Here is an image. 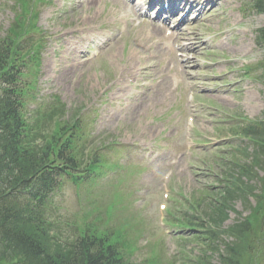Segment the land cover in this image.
Returning <instances> with one entry per match:
<instances>
[{
    "label": "rangeland",
    "instance_id": "1",
    "mask_svg": "<svg viewBox=\"0 0 264 264\" xmlns=\"http://www.w3.org/2000/svg\"><path fill=\"white\" fill-rule=\"evenodd\" d=\"M49 1L39 7L38 25L46 42L36 76L37 99L47 100L55 94L68 108L82 109L92 119L89 129L93 136L114 140L118 151L112 150L109 155L120 165L112 168L106 180L102 179L88 193L77 194L70 181L63 180L50 198L54 230L59 238L74 235V225L83 224L84 213L93 203L101 207L102 219L97 224L103 226L108 220L103 212L113 199L112 193L118 190L123 195L120 206L106 224L113 228L128 223L129 235L138 247L130 260L145 264L146 259L156 254L160 264H192L200 254V246L187 243L186 256H182L177 236L185 233L166 225V211L171 204H177L176 199L182 203L179 210L185 211L189 201L201 195L203 189L220 184L223 179L220 175L229 173L231 161L242 158L240 154L231 157V153L249 145L246 140L229 136V131L238 135L236 120L246 121L236 113L254 118L264 109V87L251 79H235L239 70L227 72L233 66L229 64L242 66L245 62H236L242 55L233 54L228 44L225 48L219 46L215 29L224 25L232 28V41L241 39L252 46L242 58L255 63L264 56V46L256 47L253 41L254 29L264 25V14L251 11L245 16L249 0H220L214 17L201 20L200 16L197 23L196 13L188 14L187 25H194L198 33H204L206 42L193 57L191 53H180L177 46L182 41L165 37L162 29L156 34L163 36L159 41L146 36L152 27L158 26L153 19L157 8L147 9L146 0L141 15L120 8L119 1L113 0ZM234 18L236 23L231 25ZM177 19L171 21L169 31L175 30ZM11 20L7 0H0V35ZM69 43L73 45L70 50ZM168 48L174 50V58ZM178 54L185 55L192 64L182 68ZM66 56L68 61H76L77 67L70 79L60 82L54 79L52 69L56 64L63 65ZM219 71L226 74L222 76ZM206 84L224 90L221 97L226 100L206 92L202 88ZM164 86L172 89L171 94H165ZM246 90L258 93L251 104V113L243 104ZM30 107L33 104L27 109ZM247 149L252 150L250 146ZM250 203L254 204V200ZM163 205L167 206L165 210ZM234 209L241 216L248 211L243 210L239 200L235 201ZM236 217L230 210L225 226ZM212 259L216 261V255Z\"/></svg>",
    "mask_w": 264,
    "mask_h": 264
},
{
    "label": "trees",
    "instance_id": "2",
    "mask_svg": "<svg viewBox=\"0 0 264 264\" xmlns=\"http://www.w3.org/2000/svg\"><path fill=\"white\" fill-rule=\"evenodd\" d=\"M18 1L24 9L0 38V264H124L119 246L123 241L131 247L125 231H113L111 238L86 222L76 227V237L66 239L68 246L51 235L49 195L58 185L57 178L67 176L77 190L88 188L108 163L103 148L88 144L76 115L64 118L58 100L37 104L26 116L22 98L28 89L13 87L23 72L16 56L23 57V49L29 46L22 40L29 2ZM258 5L264 8V0H258ZM34 92L29 83V101L35 100ZM245 133L258 141L251 156L246 154L245 162L233 164L215 193L207 191L205 198H195V204L201 202L206 210L204 221L189 213L182 218L172 215L171 224L175 221L185 228L188 238L200 245L192 264H263L264 176L258 177L257 170L264 172V127H249ZM237 199L248 213L241 216L236 211L237 218L225 227ZM212 255H217V263Z\"/></svg>",
    "mask_w": 264,
    "mask_h": 264
},
{
    "label": "bare ground",
    "instance_id": "3",
    "mask_svg": "<svg viewBox=\"0 0 264 264\" xmlns=\"http://www.w3.org/2000/svg\"><path fill=\"white\" fill-rule=\"evenodd\" d=\"M87 3L97 1V0H85ZM119 1V7L121 8H126L127 10L132 11L133 13L136 12L135 7L137 8V5H131L130 2L132 0H113V2ZM137 1V0H134ZM159 0H149L150 4H157ZM220 0H169L171 2L172 6H169L168 9H160L159 12H164L167 13L168 16L163 20L164 25L161 24V26H165L166 24L169 23L171 20L172 15L173 16H178L179 21L177 22L176 30L174 32H171L168 34L166 37L175 39L177 38L178 40H181L182 43L178 46L179 51L184 52V53H193V55H198L202 49V46L205 45V42H203L202 37L204 33H198L197 29L194 25L189 27L188 20H187V13L186 9L188 10V13H192L194 11H198V14L195 16V23H197L198 18L201 16L202 19H210L214 12L217 10L218 3ZM230 2V1H226ZM174 3V5H173ZM155 18H158L156 16ZM83 20H81V23ZM236 23V19H233V23L230 22V24ZM160 27L155 26L152 27L151 30H149L146 33V36H154L157 38L159 41V38H163V36L158 37L156 34L160 33ZM76 30H73L75 32ZM186 32V33H184ZM167 33V32H166ZM229 34L226 39H228L227 42H223L220 44V47H225L226 44H229V40L231 35L234 33L232 31V28L228 27L226 25L223 26L222 29L218 28L216 32V36H222V34ZM146 40H148L146 38ZM231 47H229V50H232L234 54L240 53V54H245L247 50L249 49V45L243 41H240V39H236L234 42L230 41ZM72 46L69 43L68 49H72ZM152 46V43H151ZM170 52L172 58L175 57V52L173 49H168ZM69 57H65V63L63 65L56 64L54 65V68L52 69L56 76L54 79L58 81H66L71 78V74L73 73L74 69L77 67V63L75 61H68ZM190 63L191 61H188L186 59H181V64L182 68L186 67V64ZM189 65V64H188ZM229 73V72H228ZM221 75H225L221 73ZM207 81V80H204ZM164 84V83H163ZM170 87V86H169ZM166 89V93L171 94L172 89L167 88L166 86L163 87ZM204 90L210 92V93H215L218 98H222L223 100H226V98L221 97V94L224 92V90L216 89L210 86V84L203 85L202 87ZM159 94L161 93V89L158 92ZM243 104L245 105L246 109L251 112V104L254 103V101L258 98L257 93H252L249 92V90H246L245 95L243 96Z\"/></svg>",
    "mask_w": 264,
    "mask_h": 264
}]
</instances>
